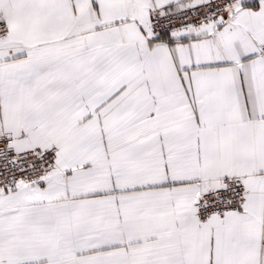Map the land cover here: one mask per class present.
Listing matches in <instances>:
<instances>
[{
	"label": "snow or ice",
	"instance_id": "1",
	"mask_svg": "<svg viewBox=\"0 0 264 264\" xmlns=\"http://www.w3.org/2000/svg\"><path fill=\"white\" fill-rule=\"evenodd\" d=\"M0 264H264V0H0Z\"/></svg>",
	"mask_w": 264,
	"mask_h": 264
}]
</instances>
